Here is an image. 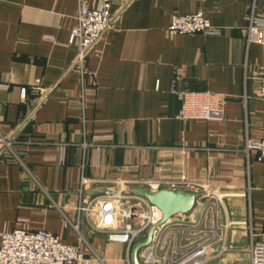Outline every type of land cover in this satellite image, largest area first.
Instances as JSON below:
<instances>
[{"label": "crops", "instance_id": "0c3cea01", "mask_svg": "<svg viewBox=\"0 0 264 264\" xmlns=\"http://www.w3.org/2000/svg\"><path fill=\"white\" fill-rule=\"evenodd\" d=\"M97 3L0 0V137H15L13 153L0 144V241L4 230L46 229L77 245L79 220L108 264H129L128 253L134 264L135 245L109 241L78 215L82 178L89 198L120 181L133 189L145 178H187L224 195L205 219L220 235L208 264H250L251 232L264 233V162L243 149L264 133V46L247 48L246 16L264 0L115 2L113 26L87 59L91 82L74 68L70 36L80 9ZM199 11L219 34L169 33L174 15ZM206 91L222 95L226 121L177 118L182 93ZM197 204L172 224L198 232ZM165 237L158 231L151 248Z\"/></svg>", "mask_w": 264, "mask_h": 264}, {"label": "built area", "instance_id": "2783aa9c", "mask_svg": "<svg viewBox=\"0 0 264 264\" xmlns=\"http://www.w3.org/2000/svg\"><path fill=\"white\" fill-rule=\"evenodd\" d=\"M132 1L98 0L95 8L84 6L80 9L77 23L71 31L70 43H77L79 46L74 68L79 70L84 80L89 76L90 81L95 82V75L88 70L87 59L98 41L113 26V4L120 2L126 7ZM246 20L247 48L253 44L264 46V5L262 11L258 12L254 3ZM168 31L172 35H216L220 32L203 11L190 15H174ZM259 82V97L263 102L264 112V71L259 73ZM41 84L40 79L36 80L34 88L40 89ZM181 98L182 106L177 118L182 121L224 122L227 119L220 93L184 92ZM0 144L2 148H8L13 153L15 137H5L1 134ZM62 148L65 150V146ZM243 151L247 156L255 151L258 160L264 162V133L260 139L248 137ZM88 182V179L82 178L77 213L86 219L93 230L107 233L109 241L127 244L130 250L139 239L146 237L152 225L161 220L162 213L157 206L151 204L144 196L129 190L131 182L120 181L112 191H106L95 198L86 196ZM135 184L152 192L164 188L188 192L207 188L204 184L187 178H145ZM126 205L129 207L126 208ZM79 222L78 220V223L73 225L80 236V243L77 245L63 242L59 236L46 229L4 230L0 241V264H108L80 234ZM162 229L166 233L164 247L160 242L156 249L151 246L144 248L143 254H139L141 264H208L214 258V245L220 237L218 230L207 229L203 223L195 233L192 226H176L172 224L171 219L156 230L154 239ZM222 251H225V246H222ZM248 251L250 264H264V233L251 232ZM127 262L131 264L130 253Z\"/></svg>", "mask_w": 264, "mask_h": 264}, {"label": "water", "instance_id": "95a60500", "mask_svg": "<svg viewBox=\"0 0 264 264\" xmlns=\"http://www.w3.org/2000/svg\"><path fill=\"white\" fill-rule=\"evenodd\" d=\"M113 189L114 188L112 187H103L97 191L105 193L106 191H112ZM129 190L147 198L149 202L157 206L162 213L161 220L156 225H152L149 228L145 240L137 243L133 249V263L141 264L139 258L140 251L152 244L156 230L168 223L172 218L192 212L197 202L203 197V194L199 192L180 191L169 188L160 189L156 192L149 191L143 187H137ZM90 193L93 194L96 193V191H91Z\"/></svg>", "mask_w": 264, "mask_h": 264}, {"label": "rangeland", "instance_id": "374dc122", "mask_svg": "<svg viewBox=\"0 0 264 264\" xmlns=\"http://www.w3.org/2000/svg\"><path fill=\"white\" fill-rule=\"evenodd\" d=\"M201 193L203 194V197L201 198V200H199L197 204L198 208L196 207V211L198 212V214H200V216L197 217L199 219L196 220V227H198L200 224L205 223L207 214L209 216L212 215V212L214 211L216 205L221 201L222 197L224 196H222V193L220 194L212 188H206ZM127 207H129V205H126V208ZM177 218H179L180 220L184 219L185 221H187L189 219V216H177Z\"/></svg>", "mask_w": 264, "mask_h": 264}, {"label": "snow or ice", "instance_id": "6c2138e0", "mask_svg": "<svg viewBox=\"0 0 264 264\" xmlns=\"http://www.w3.org/2000/svg\"><path fill=\"white\" fill-rule=\"evenodd\" d=\"M110 207V206H109ZM110 219V218H109Z\"/></svg>", "mask_w": 264, "mask_h": 264}]
</instances>
